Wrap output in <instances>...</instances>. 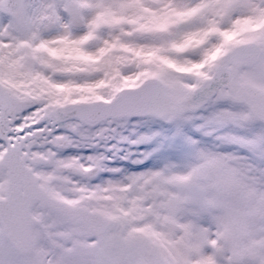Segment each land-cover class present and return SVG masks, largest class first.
<instances>
[{"label": "snow or ice", "instance_id": "6c2138e0", "mask_svg": "<svg viewBox=\"0 0 264 264\" xmlns=\"http://www.w3.org/2000/svg\"><path fill=\"white\" fill-rule=\"evenodd\" d=\"M0 264H264V0H0Z\"/></svg>", "mask_w": 264, "mask_h": 264}]
</instances>
